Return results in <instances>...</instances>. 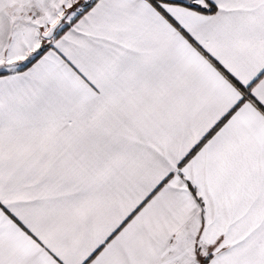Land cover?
Masks as SVG:
<instances>
[{"label":"snow or ice","instance_id":"6c2138e0","mask_svg":"<svg viewBox=\"0 0 264 264\" xmlns=\"http://www.w3.org/2000/svg\"><path fill=\"white\" fill-rule=\"evenodd\" d=\"M0 264H264V0H0Z\"/></svg>","mask_w":264,"mask_h":264}]
</instances>
